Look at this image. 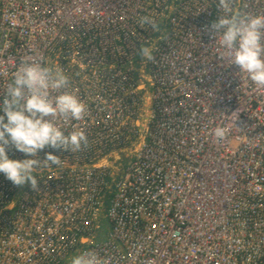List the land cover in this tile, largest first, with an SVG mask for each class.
Listing matches in <instances>:
<instances>
[{
  "label": "built area",
  "instance_id": "obj_1",
  "mask_svg": "<svg viewBox=\"0 0 264 264\" xmlns=\"http://www.w3.org/2000/svg\"><path fill=\"white\" fill-rule=\"evenodd\" d=\"M231 15H264V0H68L61 14L50 0H0V103L22 61L62 75L52 64L69 62L60 91L86 112L55 123L88 138L38 153L61 160L37 170L38 191L0 173V264H71L82 251L105 264H264V89L211 31ZM217 126L229 127L223 141Z\"/></svg>",
  "mask_w": 264,
  "mask_h": 264
},
{
  "label": "clouds",
  "instance_id": "obj_2",
  "mask_svg": "<svg viewBox=\"0 0 264 264\" xmlns=\"http://www.w3.org/2000/svg\"><path fill=\"white\" fill-rule=\"evenodd\" d=\"M233 0H219V6L230 9ZM151 24L147 17L140 21ZM211 31L226 51L232 65L247 73L250 80L264 89V15L220 16L211 25ZM152 48L142 46L140 54L146 60H153ZM68 78L41 63L26 59L21 62L9 85L5 98L0 103V173L15 186L30 183L34 191L39 190L35 173L41 165L59 166V157L48 153L43 161L38 153L46 147L63 151H79L88 143L83 130L65 134L55 123L57 117L81 120L86 112L84 104L73 94L60 91L68 87ZM59 94L53 96L52 91ZM232 124L238 118L236 113L229 117ZM229 133L228 126H217L214 138L223 141ZM16 150L31 159L14 160L7 149ZM71 264H105L93 251H82L71 258Z\"/></svg>",
  "mask_w": 264,
  "mask_h": 264
},
{
  "label": "rangeland",
  "instance_id": "obj_3",
  "mask_svg": "<svg viewBox=\"0 0 264 264\" xmlns=\"http://www.w3.org/2000/svg\"><path fill=\"white\" fill-rule=\"evenodd\" d=\"M51 4H55V12L56 14H61V12L67 7V2L68 0H50ZM52 65H57L58 67H60L59 70L60 72H62L66 77L71 73L70 70H69V67H70V63L69 62H60V63H53ZM145 74H146V71H144L143 73H138V77L139 78H142L144 79L145 78ZM86 76V75H85ZM148 89V88H146ZM150 93L151 91L150 90H146L145 93H144V99L141 103V106H140V110H141V120L142 122L140 121V127H141V130L145 129L147 126V123H146V113L148 112L149 108H150V104H147V101L149 100V97H150ZM145 124V125H144ZM122 154V153H121ZM109 161L111 163H115V165L117 167H119V169L122 167V165H125V161L127 160V157H125L124 155L120 156L119 155H113L111 157L108 158ZM103 229L105 230V232H108L110 230V226L108 224V222L105 221L104 217H103Z\"/></svg>",
  "mask_w": 264,
  "mask_h": 264
},
{
  "label": "trees",
  "instance_id": "obj_4",
  "mask_svg": "<svg viewBox=\"0 0 264 264\" xmlns=\"http://www.w3.org/2000/svg\"><path fill=\"white\" fill-rule=\"evenodd\" d=\"M127 160L125 161V165L127 164ZM125 165H122V166H125ZM118 175V174H117ZM120 178V176L116 177L115 175H112L108 178L109 181H117L118 179ZM109 202H110V197H108L107 195L104 196V204L105 206L107 207L109 205ZM106 221V220H105ZM103 222V220H102ZM107 222V221H106ZM107 232H105V230L102 228L99 232H98V236H97V239L98 240H101L104 238L105 234Z\"/></svg>",
  "mask_w": 264,
  "mask_h": 264
},
{
  "label": "bare ground",
  "instance_id": "obj_5",
  "mask_svg": "<svg viewBox=\"0 0 264 264\" xmlns=\"http://www.w3.org/2000/svg\"><path fill=\"white\" fill-rule=\"evenodd\" d=\"M150 102H151V100L148 101V103H150Z\"/></svg>",
  "mask_w": 264,
  "mask_h": 264
}]
</instances>
